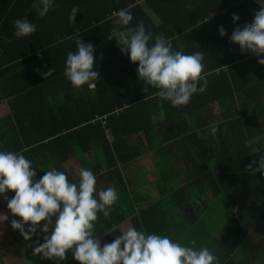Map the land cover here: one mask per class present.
Instances as JSON below:
<instances>
[{
    "label": "trees",
    "instance_id": "trees-1",
    "mask_svg": "<svg viewBox=\"0 0 264 264\" xmlns=\"http://www.w3.org/2000/svg\"><path fill=\"white\" fill-rule=\"evenodd\" d=\"M40 1L0 0V151L22 152L37 175L43 176L53 168L60 171V165L68 162L71 171L73 164L86 168L90 163L93 169L95 163L88 158L94 152L98 169L103 165L107 172L116 170L118 164L127 165L141 155L140 151L125 156L132 138L143 150L163 149L174 142L186 144L201 152V164L193 177L196 198L212 191L210 184H205L211 174L223 196L215 197L218 207L213 214L209 212L213 217L220 212L215 226L227 236L223 237L225 250L210 246L218 264H257L259 257H255H264V174H249L245 169L264 155V65L258 63L264 57L242 52L231 36L237 27L253 22L259 5L252 0H53V7L41 17L38 10L42 6L37 8ZM74 6L80 12L73 24L69 15ZM121 9L131 12L130 26L142 21L153 34L150 45L156 35L163 34L172 40L176 51H202L207 90L194 94L181 107H173L159 96H148L156 90L149 86L148 93L143 91L139 65L131 62L114 39L108 40L117 19L112 13ZM234 14L239 16L238 22L233 20ZM17 19L34 23L36 32L17 38ZM220 26L227 32L224 37L220 36ZM77 32L95 48L94 70L99 79L93 88L85 85L76 89L64 74L67 54L77 50L75 41L68 37ZM50 68L55 71L45 80L41 73ZM216 103L222 119L209 124L204 121V111ZM209 126L218 131L206 144L199 132ZM255 127L261 128L262 140L253 145L260 148L259 154L246 146ZM68 179L79 182L71 176ZM183 194L173 191L174 196ZM13 196V192L7 193L8 198ZM243 198L253 200L249 208L242 206ZM188 201L183 199L177 209ZM117 206L116 202L108 217L100 213L96 223L95 235L110 243L127 222L125 212ZM258 222L263 226L253 242L249 234ZM132 224L146 234L172 236L160 201L142 210ZM43 235L38 231L32 240L22 242L20 249L27 263L64 264L41 256L30 260L28 247L43 243ZM67 256L72 260L66 264H75L73 253ZM239 256L242 260L238 262Z\"/></svg>",
    "mask_w": 264,
    "mask_h": 264
},
{
    "label": "clouds",
    "instance_id": "clouds-1",
    "mask_svg": "<svg viewBox=\"0 0 264 264\" xmlns=\"http://www.w3.org/2000/svg\"><path fill=\"white\" fill-rule=\"evenodd\" d=\"M257 2L259 10L253 22L237 27L231 42L238 44L242 52H251L259 58L264 57V0ZM41 4L38 15L42 17L53 7V0H41ZM79 12V7L74 6L69 21L74 24ZM112 17L117 19L108 40L114 39L121 51L130 55L131 62L139 65L137 72L143 91L148 93L149 86L156 90L148 96H159L173 107H181L194 94L207 90L202 51L193 54L176 51L172 40L163 34L156 35L150 45L153 34L142 21L130 26L133 16L128 9L113 12ZM233 20L238 22L239 16L234 14ZM14 27L17 38L30 37L37 30L28 19L15 20ZM219 33L221 37L227 35L223 26L219 27ZM68 38L75 41L77 50L67 54L66 78L76 89L85 85L95 87L94 81L99 79L94 70L95 48L85 43L78 32ZM258 63L264 65V58L258 59ZM54 71L50 68L41 75L47 80ZM217 131V127H212L213 134ZM253 145L251 139L246 142L251 153L259 154L260 148ZM245 171L264 174V155H260L258 162L248 164ZM78 174L79 182L75 183L65 172L53 168L37 180L32 162L22 152L0 151V195L5 197L11 214L20 218L13 219L11 227L25 240H32L38 231L44 234V242H37L33 248L34 256L65 261L67 253L72 252L78 264H218V258L208 247H195V240L191 241L192 246H184L168 236L146 234L133 226L122 227L120 235L102 246L100 237L95 235L96 223L100 213L104 217L110 215L118 193L112 187L97 192L96 176L89 169L81 168ZM8 192L14 196L8 198ZM7 220L8 216L0 213V221Z\"/></svg>",
    "mask_w": 264,
    "mask_h": 264
},
{
    "label": "crops",
    "instance_id": "crops-1",
    "mask_svg": "<svg viewBox=\"0 0 264 264\" xmlns=\"http://www.w3.org/2000/svg\"><path fill=\"white\" fill-rule=\"evenodd\" d=\"M41 6L42 4L40 1L37 8ZM142 7L146 10L153 21L156 23L159 22L157 17L149 8H147L144 4ZM2 114L5 116L3 110ZM218 116L221 121L222 117L220 108L218 107L217 111L210 107L208 110L204 111L203 118H205L204 121L209 124H214L213 118ZM1 117L0 113V118ZM211 128L212 127L209 126V128L202 129L205 131L199 132V135L202 137L203 141L206 142V144L210 143L208 141L212 135ZM256 128L257 127L253 130L251 137L254 144L262 140V136L260 134L261 128L259 127L257 130ZM137 143V140L132 138L130 140V149L124 150L126 157L136 154L138 155L141 151V155L136 156L135 160L131 163H127V165L118 164L116 170L108 172V169H106L103 165L101 167L102 169H98L99 162L96 161V152H94L91 153L88 158V160L94 161L95 163L93 169L92 165H89L90 163H87L86 167V169L91 170L96 176L97 192L100 189L112 187L118 193L117 207L121 208L127 217V222L123 227L126 228L128 226H133L132 219L134 217L138 216L142 210H145L160 201L162 202V212H164L165 220L166 222L169 221L171 223V227L169 229L172 233V236L170 237L171 239L185 246L184 241L186 236L191 229H194L196 225L200 223L202 232L205 228L207 232L209 227L211 238L212 232H216L214 233L215 238H213V242L208 245H204L203 247L206 246L211 251L210 246L215 245V247H219L223 251V230L218 231L216 226H214V223H216V217L214 218L211 216V227L209 226L208 221L204 219V217L209 216V212L212 214L211 211L214 208L215 197L217 198L221 196V198H223L222 194H219L218 191L214 194V192L211 191L212 194L211 192H208L207 194L196 198V195L192 190L194 183L193 177L196 176L198 166L201 164V159L199 158L201 157V152L192 151V147H189L186 144H178L177 142L172 143L174 145L170 147L164 145L163 149L151 148L149 150H143L142 146L139 148ZM70 163L71 162L60 165V171L65 172L67 176H71L75 181H79V170L84 167L77 164L76 168L74 167L71 171ZM72 163L79 162L74 161ZM41 177V175H37L36 179L39 180ZM212 181L213 176L211 174L209 178L207 177L205 184H210L213 190L215 189L213 187L215 184ZM173 191H184V194L174 196ZM183 199L189 200L188 203L181 209H177L178 204ZM206 200L208 202H206L205 206ZM6 207V199L4 196L0 195V213L8 216L7 221H0V264H28L23 257V252L20 249V246H22V242L25 239L19 231H16L11 227V221L13 219L19 220L20 218L11 215ZM225 214L226 213H223L222 216ZM192 216H194L193 222L190 221V217ZM260 224L261 223L258 222V224L256 223L254 227H257ZM40 227L42 228L43 224H41ZM193 240L196 241L195 247L198 249L197 246H199L198 244L200 241H198L199 238L195 235H192L189 238L186 246H192L191 241ZM252 240L253 242H256L257 236H254V238L252 237ZM106 243L110 242L106 238H103L101 240V245L103 246V244ZM33 248L34 247L30 244L28 247V255H30V260L32 259L36 261L39 256L33 255ZM70 260L72 259L68 257L67 260L62 262L66 264ZM75 264H78V262L76 261Z\"/></svg>",
    "mask_w": 264,
    "mask_h": 264
},
{
    "label": "rangeland",
    "instance_id": "rangeland-1",
    "mask_svg": "<svg viewBox=\"0 0 264 264\" xmlns=\"http://www.w3.org/2000/svg\"><path fill=\"white\" fill-rule=\"evenodd\" d=\"M218 104H215V105H213L212 106V109H215V110H217L218 111ZM220 121V117L218 116V117H215V118H213V123H218ZM73 167H75L76 168V164H73ZM210 176V175H209ZM215 189H213L212 190V192H214V194H215V192H217V187L214 185L213 186ZM215 190V191H214ZM212 192H211V194H212ZM210 194V195H211ZM239 198H241L240 196H238ZM206 202H208L207 200L205 201V206H206ZM251 203H253V200L252 199H250V200H248V199H245V198H243L242 199V204H244V206L246 207V208H249V206H250V204ZM217 207H218V204H217V206H215V204H214V208H213V210L211 211L212 212V214L214 213V210H216L217 209ZM211 208H212V206H211ZM215 216H214V218L216 217V223H217V221L219 220V218H218V216H220V212H218V213H215L214 214ZM221 217H222V215H221ZM204 219L206 220V221H208V224H209V226L211 227L212 226V223H211V216L209 215L208 217L206 216V217H204ZM190 221H194V216H192V217H190ZM203 221V220H202ZM216 223H214V226L216 225ZM261 223V222H260ZM263 223V222H262ZM200 223H198L197 225H196V227L194 228V229H191L190 230V232L188 233V235L186 236V238H185V246L188 244V240H189V238L192 236V235H195V236H197V238H199V240L198 241H200L199 242V246H197L198 247V249L200 248V247H203L204 245H208V244H210V243H212L213 242V238H215V234L214 233H216V232H212V238H211V232H210V229H209V227H208V231L206 232V228L203 230V232H202V230H201V228H200ZM263 226V224H260L259 226H257V227H254L253 229H252V232L250 233V235H252V237H254V235H256V232H260V227H262ZM222 232H224V230L222 231ZM257 233V234H258ZM224 238H227V236H223ZM254 240H256V239H254ZM224 241V240H223ZM210 246V245H209ZM258 249H259V247H257ZM264 248V245H263V247H261V249H263ZM225 250V249H224ZM23 257H24V255H23ZM259 257V258H258ZM253 259L254 257H250V258H248V259ZM256 258H258V261H257V264H264V257H260V255L258 256H256L255 257V259ZM242 259H241V257L239 256L238 258H237V261L239 262V261H241ZM253 260H251V262H252ZM237 262V263H238ZM245 264V263H244Z\"/></svg>",
    "mask_w": 264,
    "mask_h": 264
},
{
    "label": "built area",
    "instance_id": "built-area-1",
    "mask_svg": "<svg viewBox=\"0 0 264 264\" xmlns=\"http://www.w3.org/2000/svg\"><path fill=\"white\" fill-rule=\"evenodd\" d=\"M252 1H255V2H257V0H252ZM258 3V2H257ZM259 4V3H258Z\"/></svg>",
    "mask_w": 264,
    "mask_h": 264
}]
</instances>
